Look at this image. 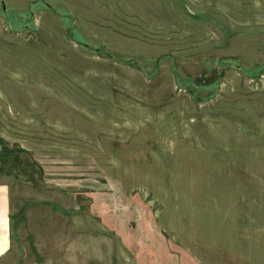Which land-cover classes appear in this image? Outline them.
Wrapping results in <instances>:
<instances>
[{"label": "rangeland", "instance_id": "374dc122", "mask_svg": "<svg viewBox=\"0 0 264 264\" xmlns=\"http://www.w3.org/2000/svg\"><path fill=\"white\" fill-rule=\"evenodd\" d=\"M0 182L38 264H264V0H0Z\"/></svg>", "mask_w": 264, "mask_h": 264}, {"label": "crops", "instance_id": "0c3cea01", "mask_svg": "<svg viewBox=\"0 0 264 264\" xmlns=\"http://www.w3.org/2000/svg\"><path fill=\"white\" fill-rule=\"evenodd\" d=\"M10 189L5 182H0V264H38L28 262L25 253L21 255L11 240L10 223Z\"/></svg>", "mask_w": 264, "mask_h": 264}]
</instances>
